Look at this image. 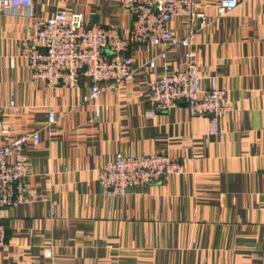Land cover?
<instances>
[{"label": "crops", "instance_id": "1", "mask_svg": "<svg viewBox=\"0 0 264 264\" xmlns=\"http://www.w3.org/2000/svg\"><path fill=\"white\" fill-rule=\"evenodd\" d=\"M195 1L202 26L185 15L167 22L177 37L196 29L188 48L162 58L163 44L138 45L132 77L86 103L85 84L47 87L33 77L23 49L34 20L58 9L125 32L130 16L118 0H33L0 12V146L39 135L24 150L23 202L0 209V264H264V0H242L223 15L217 0ZM186 50L201 86L222 89L231 106L221 136L183 102L146 114L149 79L165 65L182 67ZM118 152H164L182 171L109 195L98 169Z\"/></svg>", "mask_w": 264, "mask_h": 264}, {"label": "built area", "instance_id": "2", "mask_svg": "<svg viewBox=\"0 0 264 264\" xmlns=\"http://www.w3.org/2000/svg\"><path fill=\"white\" fill-rule=\"evenodd\" d=\"M242 0H217L218 13L226 14L241 4ZM33 0H0V12L29 9ZM130 16V26L125 32L99 21H86L81 13H66L58 9L51 16L35 19L29 42L23 55L32 76L41 79L47 87L88 86L82 102H95L100 92L117 86L132 77V53L138 45L163 44L159 54L174 46L189 47L196 29L177 37L167 27L173 16L185 15L190 23L205 22V14L196 7L195 0H118ZM149 65L154 66L150 60ZM199 71L191 50L183 55V65L170 69L164 66L162 74L148 82L146 114L156 116L168 112L179 102L195 116H204L208 133L223 135L219 120L231 109L225 93L217 87L203 88ZM13 102L10 101V106ZM54 120L49 113V121ZM7 132L0 105V133ZM29 141L39 142L38 133L21 134L0 146V209L17 206L23 202L26 178L25 148ZM9 157H13L10 162ZM182 171V165L164 152L121 153L106 161L98 169V182L109 195H123L134 188L162 182L171 174ZM6 246V231L0 221V250ZM47 255L50 253L47 251Z\"/></svg>", "mask_w": 264, "mask_h": 264}]
</instances>
